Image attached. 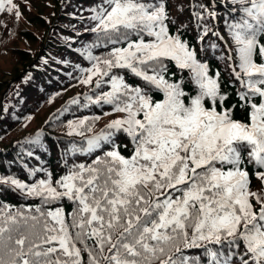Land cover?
I'll use <instances>...</instances> for the list:
<instances>
[{"label":"snow or ice","instance_id":"1","mask_svg":"<svg viewBox=\"0 0 264 264\" xmlns=\"http://www.w3.org/2000/svg\"><path fill=\"white\" fill-rule=\"evenodd\" d=\"M220 7L193 5L198 50L169 0H94L78 82L89 104L119 115L99 132L100 116L68 122L82 141L58 178L0 177L38 201L0 204V264H264V0H224V17ZM4 12L20 15L14 0H0ZM220 19L227 39L208 24ZM210 35L243 118L201 54Z\"/></svg>","mask_w":264,"mask_h":264},{"label":"trees","instance_id":"2","mask_svg":"<svg viewBox=\"0 0 264 264\" xmlns=\"http://www.w3.org/2000/svg\"><path fill=\"white\" fill-rule=\"evenodd\" d=\"M20 15L0 13V177H15L25 183L44 178L46 172L55 177L64 174V158L72 142L81 143L82 138L68 135L67 124L81 117L100 116L95 122L94 132H99L119 114L106 115L111 107L89 104L84 99L91 94L89 86L78 82L79 68L88 67L87 60L80 55L84 44L93 37L85 33L89 24L87 17L94 0H14ZM207 0H169L171 14L181 25H186L185 38L199 50L198 31L192 15L193 5ZM221 7L219 15H226L222 7L224 0H212ZM222 35L224 21L215 24ZM212 44L219 48L212 49ZM222 41L215 36L206 38V56L210 68L220 71L230 104H236L234 115L245 116L239 107L236 89L239 87L230 76V70L219 57ZM79 98L81 104L70 102ZM42 133L41 145H28L25 141ZM121 141L118 140V143ZM31 151L33 156H28ZM76 162H90L88 156L76 154ZM43 168L36 177L30 170ZM262 188L261 182L252 178L253 191ZM38 201L22 196L14 187L0 184V204L13 209L35 205ZM66 210L70 205L66 203ZM196 251V250H193Z\"/></svg>","mask_w":264,"mask_h":264}]
</instances>
